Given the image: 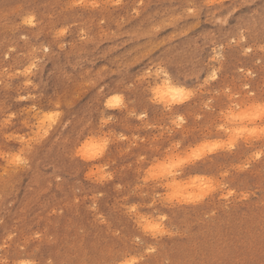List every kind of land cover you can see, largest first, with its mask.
I'll use <instances>...</instances> for the list:
<instances>
[{"label": "rangeland", "instance_id": "obj_1", "mask_svg": "<svg viewBox=\"0 0 264 264\" xmlns=\"http://www.w3.org/2000/svg\"><path fill=\"white\" fill-rule=\"evenodd\" d=\"M97 2L0 0V121L13 115L0 133L28 140L36 129L24 121L60 113L31 151L0 137V151L24 148L28 160L0 173V264H119L149 247L153 264H264V141L145 179L153 165L224 141L221 124L264 95V0ZM163 73L184 90L181 103L157 97ZM103 141L95 160L75 155ZM198 176L216 187L200 203L161 195ZM160 216L171 235L139 227Z\"/></svg>", "mask_w": 264, "mask_h": 264}, {"label": "clouds", "instance_id": "obj_2", "mask_svg": "<svg viewBox=\"0 0 264 264\" xmlns=\"http://www.w3.org/2000/svg\"><path fill=\"white\" fill-rule=\"evenodd\" d=\"M115 3H119V0H115ZM98 2L97 0H70V7H89L96 8ZM28 69H25L24 75H27ZM184 96V94H183ZM181 95L175 91H173L172 99L177 100ZM186 98V97H185ZM241 111L236 115L230 117V121H237L238 123H229V126H225L221 124V130L226 134V139L222 142H214L212 144H207L208 147H211L213 144H221L230 149V146L236 143L238 140H243L245 142H249L252 140H259L262 135L261 130L264 129V102L260 100H256L254 98H250L245 105H241ZM36 111L35 106L28 109L29 113H33ZM48 113L45 112L42 118L37 116L32 117V123H29L27 120L23 123L27 125H31L34 129H36V135L30 137L28 140H25L23 136H13L9 133H0V137H2L6 142H10L13 140L19 141L21 144H25L28 146V151H31V144L34 142L35 144H39L41 140H43L49 133L47 131L48 128L51 127L54 123H49L45 117ZM60 115V113H59ZM13 120V115H8L4 117L2 121H0V128L8 126ZM45 131L47 135H45ZM37 137H39V141H37ZM107 141H103L98 143L97 145L101 147H105ZM177 146V145H176ZM199 148L203 150V145ZM24 148H21L16 152H3L0 151V173H7L9 169L18 168L20 165H27L28 160L23 156ZM84 149L77 148L75 151V155L82 158V155H78V153H83ZM260 153L255 154L256 156ZM87 161V160H86ZM222 175H227V173H222ZM187 186H181L177 189L176 192V202L180 204H189L195 205L200 203L205 197H207L210 193L216 191L215 182L211 179L196 178L194 181L186 183ZM232 193L229 192L228 196H231ZM164 216H160L158 220L152 221L150 220V225L148 223V219L142 218L139 223V227L146 233L150 234L153 238L161 237L165 235H171L168 232L164 225ZM150 226H158L157 231L149 230ZM143 261V256L136 257H125L119 261V264H141ZM21 264H29V262L24 261Z\"/></svg>", "mask_w": 264, "mask_h": 264}, {"label": "snow or ice", "instance_id": "obj_3", "mask_svg": "<svg viewBox=\"0 0 264 264\" xmlns=\"http://www.w3.org/2000/svg\"><path fill=\"white\" fill-rule=\"evenodd\" d=\"M118 4V3H117ZM97 7H99V5H97ZM96 7V8H97ZM23 23L25 25H31L33 23V17L28 16L23 20ZM58 35L63 36L64 32H60L58 33ZM264 50V49H262ZM45 51H47V49H45ZM247 52H251L252 49L251 48H246ZM17 75H19V73H17ZM249 75H252V73H249ZM212 79H216L215 74H213ZM244 88L251 92V86L249 84H245ZM157 92H159V89H156ZM172 91H175L177 93H179L181 95V97H183L184 94V90L183 89H173ZM253 98L255 99V94L253 93ZM28 99L27 97L21 95L19 97V100L23 101ZM114 99L119 100V97H115ZM174 99V98H173ZM260 101L264 102V95H262L260 97ZM112 104H109V107H112ZM59 115V112H51L48 113L45 117V119L51 124L55 122V117H57ZM262 135L259 138V140L264 141V129L261 130ZM45 135H47V132L45 131ZM37 141H39V137L36 138ZM121 139H123V137H121ZM235 144H232L230 146V149H232L233 147H235ZM177 148L180 147V145L176 146ZM224 147V145L221 144H213L211 147H208L207 144L203 145V150H201V148H196L194 149L190 154H188L187 156L181 158V157H176L175 159L169 160L165 163L162 164H156L153 165L151 168H148V174L145 177L146 181L147 180H153V181H157L160 180L162 177H175L177 175V173L175 172L176 169H179L185 165H187L189 162H193V161H199L202 156H205L207 154H211L213 152H215L217 149ZM94 151H88L87 149L84 150V152L78 153V155H82V159L87 160V161H93L95 160V158L97 156H100L103 154L104 152V148L95 144L93 145ZM229 149V150H230ZM260 155L256 156V159L260 158ZM197 178H202L200 176H198ZM107 179H111V177H107ZM184 186H187V184L185 183ZM162 187L165 189V191L163 193H161V195L164 196V198L166 200H168L169 202L175 201L176 202V192L177 189H179L181 187V185L176 182L175 180H173L172 182L168 183V184H163ZM180 204V203H179ZM183 205V204H182ZM132 212H135L136 209L132 208L131 209ZM164 219H166V217H163ZM149 225H150V220L148 221ZM149 230L151 231H157L158 230V226H150ZM163 237V236H161ZM156 252V249L153 247H149L147 249V256H143V264H153L152 260L150 257L152 254H154ZM29 264H33L32 261H28Z\"/></svg>", "mask_w": 264, "mask_h": 264}, {"label": "bare ground", "instance_id": "obj_4", "mask_svg": "<svg viewBox=\"0 0 264 264\" xmlns=\"http://www.w3.org/2000/svg\"><path fill=\"white\" fill-rule=\"evenodd\" d=\"M163 74H164V76H166L165 73H163ZM155 89H157V88H155ZM158 89H159V92L157 94H159L160 96L158 95L157 97H159L160 100H163L165 102L166 99L164 100V98L166 97V98H168V101L169 102H172L173 104H178V103H181L182 102V97H179L177 100H173L172 99V94H173V91L172 90L173 89H181V88L171 86L170 83H169V80H168L167 76H166V78L164 77L163 82L161 84H159V88ZM157 100H159V99H157ZM83 148H84V146H83Z\"/></svg>", "mask_w": 264, "mask_h": 264}]
</instances>
